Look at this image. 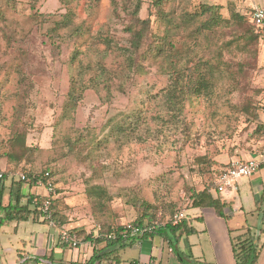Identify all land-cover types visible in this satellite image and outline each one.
<instances>
[{"label":"rangeland","instance_id":"1","mask_svg":"<svg viewBox=\"0 0 264 264\" xmlns=\"http://www.w3.org/2000/svg\"><path fill=\"white\" fill-rule=\"evenodd\" d=\"M140 1L138 19L149 25L131 64L127 28L136 0H0V171L7 182H17L11 172L51 173L55 213L67 229L81 226L85 234L101 224L97 219L134 222L136 203L157 210L150 221L156 224L184 210L201 243L195 249L208 260L212 252H229L243 226L259 225L250 177L227 189L233 201L227 219L191 208L188 197L214 186L215 158L250 149L255 116L264 117V52L256 42L245 52L236 48L250 27L244 0H168L161 11L152 0ZM204 6L217 7L224 23H211ZM232 11L245 18L242 27L229 20ZM68 12L71 25L52 35ZM158 44H172L169 58L156 52ZM171 62L183 72L199 62L222 70L211 96H186L177 121L169 119L165 99L175 76ZM99 64L108 74L101 76ZM72 78L88 87L74 109H65ZM20 135L31 152L13 164L10 142ZM93 185L107 192L102 207L87 194ZM199 215L203 221L195 220ZM25 234L18 227L9 237L21 245Z\"/></svg>","mask_w":264,"mask_h":264},{"label":"trees","instance_id":"2","mask_svg":"<svg viewBox=\"0 0 264 264\" xmlns=\"http://www.w3.org/2000/svg\"><path fill=\"white\" fill-rule=\"evenodd\" d=\"M96 1V0H91ZM168 0H152L153 6H155L158 10L162 8L164 3ZM141 9V1L136 0L132 11H130V23L127 28L128 32L131 34V50L126 52V58L129 63L133 64V57L137 53L140 48L139 41L144 37L145 31L148 29L149 20H140L138 19V14ZM161 11V10H160ZM202 11L205 13H209L211 19L210 22L213 23L215 21V26L222 25L224 21L219 16L217 12V7L212 6H204ZM234 24L239 27L243 26L245 18L240 15L238 12L232 11L230 14V19ZM228 20V21H229ZM249 28L247 32L243 34L242 40L245 41V44H236V48L241 52H245V48L247 43L256 42L259 43V37L255 32V29L251 22L246 18ZM58 27L54 26L55 28L51 30L52 35L57 34V30L60 28H68L71 25V13L68 12L65 14L60 22L57 23ZM135 24L141 26L140 30H135ZM107 49H112L111 44H105ZM232 45V44H227ZM119 50V49H116ZM121 51H126L122 50ZM172 51V44H158L156 45V52L160 54V56H164L169 58L168 56L171 55ZM178 54L181 55V52ZM177 55V51L174 53ZM255 56V55H254ZM172 63V62H171ZM99 69V73L101 76L108 74L107 70L101 66L100 64L97 65ZM173 67V73L175 76L173 77V82L167 88L165 92V99H166V107L169 113V119L172 121H177L178 115L182 111L183 101L187 95H195L196 98L199 96H211L212 91L215 86L216 81V74H220L222 70L218 64H211L207 62H199L193 66V68L187 69L186 72L181 70H177L175 67V63L171 64ZM240 71L243 70V65H239ZM191 73L190 76L187 73ZM225 73V72H222ZM221 73V74H222ZM192 74L194 76H192ZM81 81H78L76 78H72L70 82V90L68 93V102L65 106L68 107L70 105L71 109H74L77 105V101H79L82 97V92L86 86L85 84H81ZM77 87V88H76ZM262 107V106H261ZM70 109V108H69ZM258 124L255 126L253 130V142H256L261 139L264 135V124L260 122V117H256ZM11 150H9L8 158L10 162L14 164V161L24 160L29 154L30 149L25 145V137L20 135L19 137H15L10 142ZM215 165L217 168H222L228 166V164L223 165L222 167L218 166V163L215 161ZM4 174L3 180L0 182V226L8 225L11 222H22L26 221L28 217L33 216L34 218H40L43 216V213L40 211L41 206L44 201V197L40 198L35 194L31 193H24L23 190L26 188L31 189L34 187L33 181L30 179L35 174L30 172H25L24 174L28 177L26 181H17L14 182L13 180L10 181L9 186V194H8V203L3 205V200L6 195V188L4 183L7 181L6 173ZM15 173V172H11ZM23 173V172H22ZM49 173V172H48ZM8 174V173H7ZM43 174V173H42ZM51 176V173H49ZM12 179V178H11ZM87 194L92 199V201L97 206H103L104 203L108 200V195L105 189L101 186L93 185L87 186ZM261 199H264V192L261 195ZM54 201L55 197L51 200L50 206V214H51V221L55 223L62 222V218H58L57 214L55 213L54 208ZM188 201L190 202V206L193 209H211L214 213L220 218H227L224 214L225 208L228 206L227 202L224 200L223 196L220 193L213 194L211 190L203 189L201 191H192L188 197ZM261 202V201H260ZM135 208L137 210V217L131 224L134 226H142L144 220H148L149 222L152 219H155L156 216V209L151 205L142 202L136 203ZM102 210V208L100 209ZM101 212V211H100ZM103 214V213H101ZM200 219H202L200 217ZM45 223H49L48 220H44ZM99 222L98 232L96 236L90 234H85L83 230H79L78 228L73 229L71 232L72 234H76L79 238H82L83 242L92 241L97 244L101 242H106L111 245L123 243L124 240L120 237V232L123 230L122 227L113 224L112 222H108L106 220L97 219ZM104 222V223H103ZM151 223V222H150ZM195 233V229L190 227L186 221V218L182 219L178 225L172 226L168 221L158 224L155 231L149 234H145L139 239H145L150 237L151 235L158 234L162 235L163 238L169 242L173 240L174 242H178L182 236L191 235ZM114 234V239H107V235ZM258 239L255 238L253 235H250V232L247 231L244 235L237 236L231 239L232 242V252L234 256V264H255L258 260L260 248L258 247ZM100 256H96L91 258L88 262L89 264H93L94 262L100 260ZM188 264H200L189 257ZM40 260L49 261V258H40ZM37 261V260H36Z\"/></svg>","mask_w":264,"mask_h":264},{"label":"crops","instance_id":"3","mask_svg":"<svg viewBox=\"0 0 264 264\" xmlns=\"http://www.w3.org/2000/svg\"><path fill=\"white\" fill-rule=\"evenodd\" d=\"M241 7L248 11L246 18L249 20L248 15L254 9H264V0H244L243 6ZM261 49L264 52L262 47ZM262 104L264 105V93ZM260 122L264 124L263 116H260ZM250 146V149L237 154L235 153V155L232 156L226 155L223 158H215V161L218 164L225 165L236 160L257 158V152L261 147L264 146V135L260 140L253 142ZM262 169L263 168H261L258 171L259 173H257L255 176L250 177L251 187L256 188L257 192L259 193V195L255 196L254 198L255 209L254 211H251V214H258L259 225L252 228L249 227L247 229L245 226H243L241 234L237 235L241 236L249 231L250 235H253L259 240L257 244L260 248V251L258 260L255 264H264V199H261V195L264 192V170ZM4 186L6 188V195L3 200V205H6L8 203V188L10 186V181H6ZM23 192L35 194L40 198L46 195L45 191H43V193L38 191L32 192L26 187ZM226 192V194L221 195L228 204L224 210V214L228 218L229 208L232 209L233 201L228 198L230 196V192ZM200 217L202 219H200ZM44 220V216L40 218H34L33 216H30L26 221L11 222L8 225L0 226V264H89L88 262L91 260V258L96 256H100L101 259L94 262L93 264H188V257L199 263L204 262L205 264H234L235 262L232 249L229 252L225 250V253L224 251L223 253L220 251L217 253L215 251V254L212 252L210 255L206 256L208 260L204 258V261H202L201 257H204L205 255L199 254V251L195 249L197 244H201L198 242L199 240H194L197 230L193 227L191 221L187 219L186 221L188 225L195 229V233L182 236L178 242H175L176 246L179 248L177 251L171 247L169 240L166 241L162 235L158 234L151 235L145 239H122L124 240L123 243L115 245H111L106 242H101L99 244L92 241L83 242V239L77 236L81 240V243L77 248H71L70 246L60 242V232L62 230L71 232L75 228L83 231L84 229H82L81 226L76 225H71L70 228L67 229L66 225L68 224H66L65 220L63 219L61 223H55L53 221V225H50V222L45 223ZM195 220L203 221L202 215H199V217L197 216ZM144 224L148 223H143V225ZM40 225H47L49 227V231L43 230ZM124 225L125 224L119 226L123 228ZM18 227H21V230L26 234L28 233V235L25 234L24 239L21 240L23 243L21 245L13 244L11 238L9 237L10 235H13V233L17 234ZM54 229L58 230L56 235L53 233V231H55ZM97 232L98 226L95 228L94 232L90 233L93 236H96ZM7 238L8 240H6ZM215 241H217V239H215ZM165 247H167V249ZM44 257L49 258V261L40 260V258Z\"/></svg>","mask_w":264,"mask_h":264},{"label":"built area","instance_id":"4","mask_svg":"<svg viewBox=\"0 0 264 264\" xmlns=\"http://www.w3.org/2000/svg\"><path fill=\"white\" fill-rule=\"evenodd\" d=\"M249 21L253 25L255 32L259 37L260 46L264 49V9L256 8L248 15ZM258 157L248 160H236L228 164V166L219 169L216 179L214 180V186L210 189L212 193H224L228 188L232 187L235 182L240 178L251 177L257 171L264 167V146L259 149ZM9 177L16 179L17 181H26L28 177L21 173H10ZM4 174L0 171V182L3 180ZM34 183V187L44 189L46 195L41 206L40 211L43 213L45 220L51 221L50 206L51 200L55 195V186L52 177L48 172L44 174L34 175L30 179ZM185 218L184 210L175 212L169 222L172 226H176L179 222ZM158 224L148 223L142 226H134L131 223H127L123 226V230L120 232L122 239L139 238L145 234L152 233L156 230ZM107 239H114V234L107 235ZM60 242L71 248H77L81 243V240L71 232L62 230L60 232Z\"/></svg>","mask_w":264,"mask_h":264}]
</instances>
